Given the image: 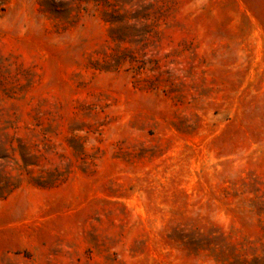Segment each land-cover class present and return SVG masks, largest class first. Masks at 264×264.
Wrapping results in <instances>:
<instances>
[{
	"label": "rangeland",
	"instance_id": "1",
	"mask_svg": "<svg viewBox=\"0 0 264 264\" xmlns=\"http://www.w3.org/2000/svg\"><path fill=\"white\" fill-rule=\"evenodd\" d=\"M0 264H264V0H0Z\"/></svg>",
	"mask_w": 264,
	"mask_h": 264
}]
</instances>
